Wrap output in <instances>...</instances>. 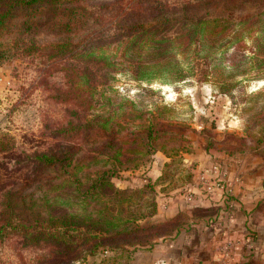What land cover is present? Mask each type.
<instances>
[{"label":"trees","instance_id":"16d2710c","mask_svg":"<svg viewBox=\"0 0 264 264\" xmlns=\"http://www.w3.org/2000/svg\"><path fill=\"white\" fill-rule=\"evenodd\" d=\"M141 3L136 0H0V37L19 14L37 16L50 12L52 19L67 16H60L67 20L62 25L63 33L82 32L77 43L68 40L54 43V59L70 60V56H77L83 60V57L97 56L95 76L109 69L115 74H129L141 83L151 85L159 81L165 85L182 83L198 72L201 82L213 84L225 95L232 92L239 78L255 74V79H264L260 74L264 72V13L240 18L223 13L192 14L205 0H152L151 8L144 12ZM83 18L94 28H87ZM25 29L32 30L30 21ZM244 33L255 42L251 57L254 61L247 64L232 55L226 65L227 53L246 48ZM203 65L205 69L201 68ZM92 69L79 66L75 71L76 85L81 92L84 76ZM263 96L264 92H259L250 99ZM115 106L111 110L107 106L104 115H96L91 120L82 112L79 115L78 124L86 132L119 129L103 143L98 156L92 155L97 151L89 150L94 157L84 161L86 165L78 160L80 154L73 153L68 146H63L58 155L35 153L28 157L39 170L66 168L67 177L44 200V206L48 207V211L44 207L45 213L38 211L29 220L15 206L10 210L11 217L0 213V245L9 244L14 248L23 240L30 248H47V255L34 264H80L101 251L111 255L102 264H120L122 254L127 255L131 264L138 250L151 248L159 239L174 233L177 226L153 221L158 210L157 187L162 184L161 190L167 189L162 183L166 180L165 173L154 182L150 180L127 189H119L113 182L120 172L140 168L147 152L149 155L162 152L173 158L167 144L158 143L163 136L157 128L164 125L153 116L147 126L135 124L130 132L120 120L126 107L123 103ZM130 106L135 108L134 104ZM142 119L136 114L131 121ZM70 135L64 129L63 141L71 142ZM19 206H26L25 197L19 198ZM53 209L61 213L52 212ZM13 214H16L14 219ZM165 229L167 232L162 233ZM18 260V255L6 252L0 255V264L27 263L26 259Z\"/></svg>","mask_w":264,"mask_h":264},{"label":"rangeland","instance_id":"374dc122","mask_svg":"<svg viewBox=\"0 0 264 264\" xmlns=\"http://www.w3.org/2000/svg\"><path fill=\"white\" fill-rule=\"evenodd\" d=\"M136 1L142 2L144 12L151 8L149 2L152 0ZM191 13H223L239 18L250 14L261 15L264 13V0H205L202 7ZM49 14L29 16L21 13L7 25V30L0 37V57H3L0 60V213L5 212L11 217L10 210L15 206V210L29 220L38 211L44 212V207L48 211L44 200L67 177L68 170H39L28 157L35 153L58 155L63 146H68L73 153L80 154L78 160L86 165L84 161L94 157L89 150L97 151L92 155L98 156L103 143L116 135L119 129L114 127L112 132L98 133L90 128L86 132L78 124L79 115L82 112L91 120L96 115H104L107 106L110 110L116 109L115 105L119 103L126 107L120 120L130 132L133 125L147 126L149 119L153 116L157 118V122L164 125L157 128L163 136L162 142L158 143H166L173 157L168 158L162 152L152 155L147 152L140 168L120 172L113 178L119 189L131 188L128 186L132 183L139 186L143 180L145 183L150 181L146 176L147 169L154 162L165 173L166 180L162 183L167 185V189L164 192L181 188L179 193L186 194L187 198L193 196L202 170L211 165L236 164L239 169H250L257 163L264 166V96L250 99L251 95L264 92V79H255V74L239 78L232 92L225 95L213 84L201 82L198 72L182 83L165 85L159 81L151 85L141 83L129 74H115L109 69L95 76L97 56L83 57V60L77 56H70V60L54 59V43L62 40L77 43L82 32L63 33L62 25L67 23L63 18L67 16L52 19ZM28 21L32 23L30 32L25 29ZM83 21L87 28H94L87 18ZM244 35L247 39V33ZM254 43L248 38L244 43L246 48L232 49L226 54L225 64L228 65V58L232 55L247 64L252 63ZM79 66L93 68L84 76L83 92L76 85L75 71ZM201 68L205 69V66ZM260 74L264 75V72ZM132 104L135 108L130 106ZM159 113L162 116L159 117ZM136 114L143 119L131 121ZM64 129L71 133V142L63 141L61 135ZM192 157H195L194 160H191ZM166 158V163L171 164L161 166ZM200 164L204 166L201 168ZM158 196L157 191L156 199ZM21 197H25L26 206H19ZM58 211L53 209L52 212ZM15 216L13 214L12 218ZM163 232L166 233L167 229ZM5 252L7 255H18V261L26 259V264H34L48 251L47 248H30L26 242L19 240L14 248L9 244L0 245V255ZM106 256L101 251L80 264H102ZM110 256L108 254L107 257ZM119 263L128 264L127 255L122 254Z\"/></svg>","mask_w":264,"mask_h":264},{"label":"crops","instance_id":"0c3cea01","mask_svg":"<svg viewBox=\"0 0 264 264\" xmlns=\"http://www.w3.org/2000/svg\"><path fill=\"white\" fill-rule=\"evenodd\" d=\"M237 166L221 165L216 174L212 165L203 169L191 200L179 193L181 188L165 193L159 186L153 221L177 229L153 247L138 250L131 264H264V166ZM147 171L153 182L162 174L156 162ZM203 173L212 184L223 180L225 189L207 190L199 182Z\"/></svg>","mask_w":264,"mask_h":264},{"label":"built area","instance_id":"2783aa9c","mask_svg":"<svg viewBox=\"0 0 264 264\" xmlns=\"http://www.w3.org/2000/svg\"><path fill=\"white\" fill-rule=\"evenodd\" d=\"M212 171H213V174H216V173H217V167H216V166L212 167ZM217 179H218V178H217ZM217 179H216V183H213V184H212V183L210 182V179L208 178L207 174H206V173H203V174L199 177V182H200V183H203V184L206 186L207 190H209V191L212 190V189H214V188H216V187H219V188L225 189V187L222 186L223 183H224V181H223V180H218V181H217ZM188 199L191 200V199H192V196H189Z\"/></svg>","mask_w":264,"mask_h":264}]
</instances>
